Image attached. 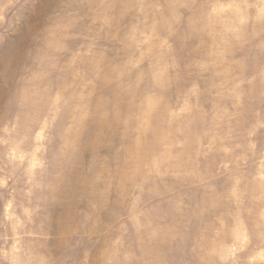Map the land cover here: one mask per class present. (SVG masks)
Returning <instances> with one entry per match:
<instances>
[{
    "label": "rangeland",
    "instance_id": "rangeland-1",
    "mask_svg": "<svg viewBox=\"0 0 264 264\" xmlns=\"http://www.w3.org/2000/svg\"><path fill=\"white\" fill-rule=\"evenodd\" d=\"M37 205L55 264H264V0H0V253Z\"/></svg>",
    "mask_w": 264,
    "mask_h": 264
},
{
    "label": "clouds",
    "instance_id": "clouds-1",
    "mask_svg": "<svg viewBox=\"0 0 264 264\" xmlns=\"http://www.w3.org/2000/svg\"><path fill=\"white\" fill-rule=\"evenodd\" d=\"M41 121L33 122L31 125L25 126L19 131L16 130V139L22 141L24 144L31 142L32 145L31 150L28 151V157L21 166L28 178L29 183H32L34 180H36L38 174L41 176L46 175L50 167L46 157L47 141L49 140L51 133L50 123L43 132V139L38 142L35 139L36 133L40 130ZM3 145L6 149L5 158L7 160V152L11 147L10 139H5L3 141ZM34 151L36 152L37 157L42 160L43 163L42 167L30 172L28 160L31 159V153ZM36 186L38 187L39 185L37 184ZM40 211L41 207L39 205L34 208H24V219H21L17 215L12 217L5 211V219L11 223L13 239L16 241V243L0 253V256L3 257V264H55V261L48 258L47 256L33 254L39 249H46V246L52 238L51 233L45 230V225L42 222L37 223L33 219V217ZM19 233H22L24 236L29 238L28 242L23 247L19 246ZM239 254L236 257L235 264H245L244 257L240 256Z\"/></svg>",
    "mask_w": 264,
    "mask_h": 264
}]
</instances>
